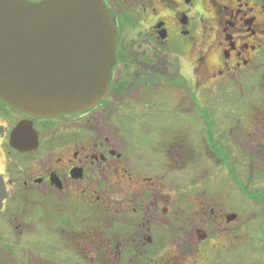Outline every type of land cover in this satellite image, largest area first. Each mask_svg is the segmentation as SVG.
<instances>
[{
    "label": "flooded vegetation",
    "instance_id": "af4514ba",
    "mask_svg": "<svg viewBox=\"0 0 264 264\" xmlns=\"http://www.w3.org/2000/svg\"><path fill=\"white\" fill-rule=\"evenodd\" d=\"M103 2L117 29L103 99L41 118L0 99V246L20 264H196L221 222L206 190L218 170H264V102L226 119L207 102L264 79V0ZM198 201L208 213L189 215Z\"/></svg>",
    "mask_w": 264,
    "mask_h": 264
},
{
    "label": "water",
    "instance_id": "95a60500",
    "mask_svg": "<svg viewBox=\"0 0 264 264\" xmlns=\"http://www.w3.org/2000/svg\"><path fill=\"white\" fill-rule=\"evenodd\" d=\"M110 16L103 0H0V99L40 118L96 105L117 58ZM28 125H18L13 137ZM4 188L0 178V210ZM0 264L20 263L0 246Z\"/></svg>",
    "mask_w": 264,
    "mask_h": 264
},
{
    "label": "rangeland",
    "instance_id": "374dc122",
    "mask_svg": "<svg viewBox=\"0 0 264 264\" xmlns=\"http://www.w3.org/2000/svg\"><path fill=\"white\" fill-rule=\"evenodd\" d=\"M263 91L264 79L255 78L253 83H231L224 93L211 92L210 95H207V102H210L211 108L216 109L221 119H226L230 115L224 112L230 113V111H226L227 108L224 106H229L231 103L234 105L250 103L251 101L258 105V103L264 102V93H261ZM256 111L254 106L250 111L251 116L245 111L241 115L251 119L257 115ZM217 114L215 115L217 116ZM214 131L215 128L211 130V135L214 134ZM216 135L219 134L216 133ZM220 155L225 159L223 153ZM237 159L242 162L245 160L244 157H237ZM260 163L261 158H257V163L251 170L238 165V183L225 176L222 169L218 170L219 175L213 178L214 180L206 190L214 201L216 213L221 215V222L219 221V224L212 221L208 226L212 234L204 244H200L201 252L197 254L198 263L196 264H264V170ZM195 166L196 168L190 169L191 172L188 176L195 178L200 176L197 169H201L202 166L201 164L200 167L199 164ZM207 208L205 205L204 210L200 209V201L190 202L187 213L189 215L207 214L209 209ZM228 214H237V218L227 222L225 215ZM216 226L220 227V230H217ZM189 234L191 235L189 242L194 243L198 240L196 227H193L192 231L190 229ZM184 264H192V262Z\"/></svg>",
    "mask_w": 264,
    "mask_h": 264
},
{
    "label": "trees",
    "instance_id": "16d2710c",
    "mask_svg": "<svg viewBox=\"0 0 264 264\" xmlns=\"http://www.w3.org/2000/svg\"><path fill=\"white\" fill-rule=\"evenodd\" d=\"M263 197H264V195H263Z\"/></svg>",
    "mask_w": 264,
    "mask_h": 264
}]
</instances>
